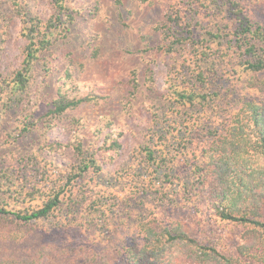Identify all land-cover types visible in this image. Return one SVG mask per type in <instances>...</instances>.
Returning a JSON list of instances; mask_svg holds the SVG:
<instances>
[{
	"label": "trees",
	"instance_id": "obj_1",
	"mask_svg": "<svg viewBox=\"0 0 264 264\" xmlns=\"http://www.w3.org/2000/svg\"><path fill=\"white\" fill-rule=\"evenodd\" d=\"M207 1H171L154 26L160 32L158 49L178 53L183 59L172 65L165 104L152 110L154 125H163L157 132L152 130L149 138L158 137L159 150L151 145L156 142L140 148L144 161L169 177L174 158L164 147L177 142L179 149L197 148L198 143L199 155L190 168L192 180L182 183L180 196H159L156 205L160 212L137 219L135 233L127 242L101 247L66 240L71 228L51 220L58 215L70 222L78 219L80 202L68 199L64 203L66 189L72 190L87 171L102 169L75 132L67 145L76 162L61 186L45 192L38 186L43 179L38 177L39 166L25 162L20 172L21 189L26 188L23 194L46 198L23 208L0 200V264H264V24L247 13L250 4L264 9V0H210V5ZM5 2L0 0L1 26L7 25ZM29 3L9 0L25 40L18 68L3 80L14 99L26 91L41 55L61 35L67 36L76 20L75 10L66 0H49L46 16L31 11ZM208 8L209 14L223 13L231 22L201 26L199 11ZM144 81L152 82L151 72ZM129 85V94L134 96L140 87L135 68L129 71ZM101 98L97 94L69 97L58 90L48 114L61 117L68 109ZM70 121L82 125L79 118ZM182 125L186 128L183 133L178 129ZM29 127L24 124L21 132ZM96 132L100 135L102 128ZM120 136L106 132L102 147L118 150ZM0 172L3 197V186L9 189L14 180L4 170ZM129 198L125 197V212L132 209ZM108 217L107 223L111 215ZM47 221L50 225L45 227ZM87 227L94 229L96 224L92 221ZM224 229L237 231L238 241L227 242L221 233Z\"/></svg>",
	"mask_w": 264,
	"mask_h": 264
},
{
	"label": "rangeland",
	"instance_id": "obj_2",
	"mask_svg": "<svg viewBox=\"0 0 264 264\" xmlns=\"http://www.w3.org/2000/svg\"><path fill=\"white\" fill-rule=\"evenodd\" d=\"M5 1L7 25H0V169L11 175L14 185L9 189L3 186L6 191L0 200L13 208L41 204L46 195L23 194L26 188L21 189V166L36 162L38 177L43 178L38 186L45 192L58 188L71 164L76 162L67 142L77 132L102 169L97 173L87 171L77 178L72 190L66 189L64 203L68 199L80 202L77 221L70 222L62 215L51 220L65 222L63 227L71 228L66 232V240L101 247L127 242L135 233L137 219L160 212L156 205L159 196L166 195L169 199L180 196L182 183L192 180L191 163L199 155L198 143L197 148L179 149L177 142L164 147L166 154L174 158L170 163L171 175L166 177L163 169L144 161L140 148L147 142H156L151 145L159 150L158 137L149 138L152 130L157 132L163 125H154L152 110H160L165 104L172 65L183 59L178 53L158 49L160 32L154 29L169 2L178 0H66L75 10V22L67 36L61 35L41 55L26 91L16 99L9 96V87L3 80H8L18 68L25 40L20 34L19 17L9 0ZM209 1L205 4L210 5ZM29 4L31 11L41 16L49 13V0H30ZM210 10L199 11L201 26L210 28L231 22L223 13L209 14ZM247 13L264 24L262 6L250 4ZM133 68L137 70L140 87L131 96L129 71ZM148 72L151 83L144 81ZM58 90L69 97L97 94L102 98L84 102L66 110L61 117L52 118L48 109ZM73 117L79 118L82 125H72ZM192 122L193 118L188 124ZM24 124L30 126L29 131L21 132ZM184 127L178 129L183 133ZM98 128H102L100 135L96 132ZM110 131L113 137L121 133V146L116 151L102 147L104 135ZM125 197H132L129 198L132 209L128 212L124 208ZM92 221L96 227L88 230ZM76 222L83 226L78 227ZM43 225L49 226L50 222ZM221 233L231 244L238 241L235 230L224 229Z\"/></svg>",
	"mask_w": 264,
	"mask_h": 264
}]
</instances>
